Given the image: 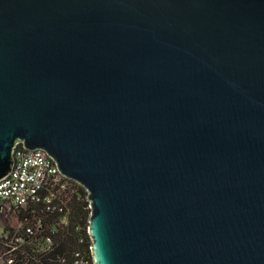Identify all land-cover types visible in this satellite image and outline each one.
I'll list each match as a JSON object with an SVG mask.
<instances>
[{
    "label": "water",
    "instance_id": "1",
    "mask_svg": "<svg viewBox=\"0 0 264 264\" xmlns=\"http://www.w3.org/2000/svg\"><path fill=\"white\" fill-rule=\"evenodd\" d=\"M17 143L95 264H264V0H0V180Z\"/></svg>",
    "mask_w": 264,
    "mask_h": 264
},
{
    "label": "trees",
    "instance_id": "2",
    "mask_svg": "<svg viewBox=\"0 0 264 264\" xmlns=\"http://www.w3.org/2000/svg\"><path fill=\"white\" fill-rule=\"evenodd\" d=\"M66 181L64 189L48 188L53 193L51 203L33 202L8 211L4 233L17 247L15 264H72L78 253L92 259L88 194L79 183ZM45 239L51 241L47 248L42 245Z\"/></svg>",
    "mask_w": 264,
    "mask_h": 264
},
{
    "label": "built area",
    "instance_id": "3",
    "mask_svg": "<svg viewBox=\"0 0 264 264\" xmlns=\"http://www.w3.org/2000/svg\"><path fill=\"white\" fill-rule=\"evenodd\" d=\"M13 156L14 165L10 174L0 180V211L5 210L6 215L12 207H25L33 202L51 203L53 193L48 188L60 186L64 189L67 186L66 180H71L60 172L55 161L44 150H28L22 143H17ZM43 192L46 194L43 195ZM15 240L22 243L21 238ZM50 244V239H45L42 245L47 248ZM16 248L3 229L0 235V264H15L13 253ZM90 251L91 260L78 253L72 264H95L92 246Z\"/></svg>",
    "mask_w": 264,
    "mask_h": 264
},
{
    "label": "rangeland",
    "instance_id": "4",
    "mask_svg": "<svg viewBox=\"0 0 264 264\" xmlns=\"http://www.w3.org/2000/svg\"><path fill=\"white\" fill-rule=\"evenodd\" d=\"M5 222H6V211L2 210L0 211V235L3 232V229L5 227Z\"/></svg>",
    "mask_w": 264,
    "mask_h": 264
}]
</instances>
